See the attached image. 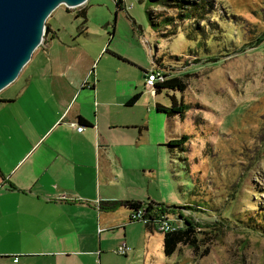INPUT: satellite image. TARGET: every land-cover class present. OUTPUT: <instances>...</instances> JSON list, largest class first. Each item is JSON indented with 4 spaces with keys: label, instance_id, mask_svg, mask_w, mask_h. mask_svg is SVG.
I'll list each match as a JSON object with an SVG mask.
<instances>
[{
    "label": "rangeland",
    "instance_id": "obj_1",
    "mask_svg": "<svg viewBox=\"0 0 264 264\" xmlns=\"http://www.w3.org/2000/svg\"><path fill=\"white\" fill-rule=\"evenodd\" d=\"M122 1L121 9L114 0L59 5L45 20L55 30L51 44H90L116 51L117 55L102 57L101 51L99 65L91 67L84 82H94L98 71L103 77L101 92L113 88L118 93L128 88L142 92L127 108L135 126L143 124L147 109L155 116V103L170 106L172 96L188 105L183 118H169L166 134L168 138L188 134L187 151L174 149L170 155L161 146L167 156L156 173L160 183L175 192L165 203L203 208L179 210L194 222V247L181 244L166 256L163 232L147 228L149 239H140L146 227L139 221L132 229L135 242L128 244L132 250L124 257L117 247L109 262L264 264V0ZM84 7L83 23L76 14ZM148 9L156 27L148 19ZM168 17L172 22L163 24ZM49 36L50 32L42 37L0 95L17 88ZM152 64L167 78L179 77L183 91L162 89L151 97L141 69L149 70ZM89 74L93 76L88 78ZM148 134L157 135L155 125L148 126ZM163 139L161 145L166 143ZM168 216L171 223L182 224L177 215Z\"/></svg>",
    "mask_w": 264,
    "mask_h": 264
},
{
    "label": "crops",
    "instance_id": "obj_2",
    "mask_svg": "<svg viewBox=\"0 0 264 264\" xmlns=\"http://www.w3.org/2000/svg\"><path fill=\"white\" fill-rule=\"evenodd\" d=\"M51 30L17 88L0 95V264H112L122 242V256L132 250L136 224L127 208L105 211L100 202L175 196L156 173L170 117L147 109L135 126L124 105L132 88L101 92L98 71L84 82L102 46L51 44ZM107 50L101 57L114 56ZM146 229L140 239H149Z\"/></svg>",
    "mask_w": 264,
    "mask_h": 264
},
{
    "label": "trees",
    "instance_id": "obj_3",
    "mask_svg": "<svg viewBox=\"0 0 264 264\" xmlns=\"http://www.w3.org/2000/svg\"><path fill=\"white\" fill-rule=\"evenodd\" d=\"M117 9H121L122 7L124 8V4L122 0H114ZM152 3L154 2H161L163 3V0H150ZM82 16L83 17V23L86 21V8H82L79 13H77L76 17ZM147 16L150 21V23L156 27V23H153L152 16H151V10H147ZM172 18L168 17L166 19H163L161 22H167L163 24H170L172 22ZM48 25V24H47ZM49 26V25H48ZM50 27V26H49ZM52 32V30H51ZM50 32V33H51ZM82 33V31H80ZM117 55V54H114ZM119 56V55H118ZM125 60V59H124ZM154 57H153V63H154ZM151 70L153 71H159L157 67L154 65L152 66L151 69L149 70H143L144 77L145 78ZM161 73V71H159ZM162 74V73H161ZM163 80L162 81H155L154 83V93L150 94L146 89L147 93L151 97H155L162 89H178L179 91H183L184 89V84H182L181 79L179 77H171L167 78L164 74H162ZM142 92H135L126 102L125 106L130 107L133 106L138 99L140 98ZM188 105L185 104L182 101H177V99L172 96L171 97V104L170 106H165L159 103H155L154 106V111L158 114H163L166 117H172L178 115L180 118H183L185 115V111L188 109ZM79 122L81 125L84 126V124H87V121L79 117ZM190 136L186 133L181 134L180 136H177L175 138H170L167 143L165 144L168 152L170 155L174 153V149H177L179 152L185 153L187 151V143L189 141ZM142 206L145 207L144 212L145 214H150L152 213L154 216H160V215H165L166 217L169 218L168 215H177L179 220L182 222L181 225L173 224L171 223V229L168 231H165L162 233V243H163V252L166 256H171L176 250H178L179 245H188L190 247L195 246V225L193 224L194 222L186 218L180 212V209H191L195 210H200L202 205L195 204L194 206L187 204L184 206H177L174 204H164L160 202H142L138 200H106V201H101L100 202V209L105 210V211H113L116 210L117 208L124 207L127 208L130 213H129V222H139V220H136L132 218L131 214L138 208H141ZM151 218V217H150ZM170 219V218H169ZM196 223V222H195ZM146 228H152L153 230H157L154 228L153 224L149 223H144ZM264 233V232H263Z\"/></svg>",
    "mask_w": 264,
    "mask_h": 264
},
{
    "label": "water",
    "instance_id": "obj_4",
    "mask_svg": "<svg viewBox=\"0 0 264 264\" xmlns=\"http://www.w3.org/2000/svg\"><path fill=\"white\" fill-rule=\"evenodd\" d=\"M87 0H0V91L12 83L42 37L51 32L46 18L56 7ZM79 126V125H78Z\"/></svg>",
    "mask_w": 264,
    "mask_h": 264
},
{
    "label": "built area",
    "instance_id": "obj_5",
    "mask_svg": "<svg viewBox=\"0 0 264 264\" xmlns=\"http://www.w3.org/2000/svg\"><path fill=\"white\" fill-rule=\"evenodd\" d=\"M162 81L163 76L159 71H153L151 72L144 78V88L150 93H154V83L155 81ZM145 207L142 206L141 208H138L134 212H132L131 216L132 218L139 220L143 223H149L153 224L154 228L157 229L160 232H165L171 229V223L169 221V218L166 217L165 215H160V216H154L152 213L150 214H145L144 212ZM151 217V218H150ZM129 250V247L126 245L125 242H122L116 252L120 255H124L127 253Z\"/></svg>",
    "mask_w": 264,
    "mask_h": 264
},
{
    "label": "bare ground",
    "instance_id": "obj_6",
    "mask_svg": "<svg viewBox=\"0 0 264 264\" xmlns=\"http://www.w3.org/2000/svg\"><path fill=\"white\" fill-rule=\"evenodd\" d=\"M54 10H55V9H54ZM54 10H53V11H54Z\"/></svg>",
    "mask_w": 264,
    "mask_h": 264
},
{
    "label": "flooded vegetation",
    "instance_id": "obj_7",
    "mask_svg": "<svg viewBox=\"0 0 264 264\" xmlns=\"http://www.w3.org/2000/svg\"><path fill=\"white\" fill-rule=\"evenodd\" d=\"M77 15V14H76Z\"/></svg>",
    "mask_w": 264,
    "mask_h": 264
}]
</instances>
